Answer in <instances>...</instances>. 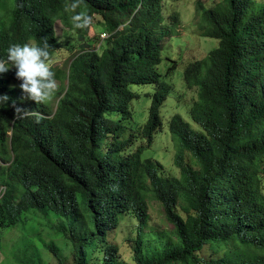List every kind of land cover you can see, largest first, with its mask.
Returning <instances> with one entry per match:
<instances>
[{"label": "trees", "instance_id": "obj_1", "mask_svg": "<svg viewBox=\"0 0 264 264\" xmlns=\"http://www.w3.org/2000/svg\"><path fill=\"white\" fill-rule=\"evenodd\" d=\"M70 3L0 0V55L13 43L47 41L53 60L63 49L58 22L82 43L67 71L53 69L61 90L49 98L54 108L28 99L14 69L0 75V96L9 97L0 104V232L35 211L65 218L55 231L73 243L75 264H92L101 245L96 264H264V1L198 8L200 32L218 47L184 73L187 89L197 90L189 112L196 128L180 115L168 125L178 178L143 159L164 129L161 110L173 89L159 72L162 43L178 17L166 25L163 0H81L75 12L90 22L77 29ZM96 16L112 35L101 54L88 41ZM134 86L155 88L137 137ZM141 140L147 147L134 151ZM151 198L171 231L147 232ZM124 215L138 222L133 263L105 245Z\"/></svg>", "mask_w": 264, "mask_h": 264}, {"label": "rangeland", "instance_id": "obj_2", "mask_svg": "<svg viewBox=\"0 0 264 264\" xmlns=\"http://www.w3.org/2000/svg\"><path fill=\"white\" fill-rule=\"evenodd\" d=\"M255 1L262 3L264 0ZM219 2L220 0H163V15L166 25H169L172 16H177L179 20L177 30L171 29L169 35L163 38L162 64L159 68L164 81L172 86L173 92L161 110L164 121L163 133L156 137L152 148L143 154V159H153L158 162L164 168L167 177L178 178L180 175L174 164L177 144H175L173 137L169 133V123L174 116L180 115L193 128H196L189 116V112L196 99L197 90L190 91L187 89L184 73L190 64L205 59L211 51L218 47L217 41L203 37L200 32L198 8L205 11L211 10ZM92 23L93 28L90 30L88 41H93L91 49L101 54L107 49L108 41L112 35L103 31L104 22L100 17H94ZM56 31L63 49L52 60V68L67 71L72 60L82 51L80 48L82 43L75 32L69 31L60 22L56 23ZM102 35H106V39ZM59 87L60 84L58 83L56 93L61 92ZM154 89V86L132 87V91L140 95V99L134 101L131 105L134 123L137 125L135 132H133L136 137L148 120ZM48 103L53 108L55 107V101L51 103L48 99ZM141 147H147V143L144 140L136 142L134 151ZM0 150L5 153V148L2 147L1 142ZM186 159L187 161L190 160L189 155H186ZM148 204L150 213L149 227L153 229H149L147 232L171 231L173 225L166 220L162 205L152 198ZM62 220L65 221V218L54 215L45 216L41 212L33 211L23 215L16 226L3 228L0 232V264H19V258L23 257V255L28 258L33 255L36 256L37 264H75L73 254L76 253V250L73 243L55 231V227L59 229ZM137 228L138 222L136 219L128 215L121 216L118 227L109 232L105 243L106 246H117L119 257L127 263H133ZM26 245L33 246L34 249L39 250L36 252L35 250L27 249ZM51 245L58 249L57 255L49 249ZM104 249L105 246L101 245L91 253L92 264L98 262V257H103ZM201 255L207 258L212 256L208 248H205Z\"/></svg>", "mask_w": 264, "mask_h": 264}, {"label": "clouds", "instance_id": "obj_3", "mask_svg": "<svg viewBox=\"0 0 264 264\" xmlns=\"http://www.w3.org/2000/svg\"><path fill=\"white\" fill-rule=\"evenodd\" d=\"M80 3L81 0H71L70 3V9L74 12L73 26L77 29L85 28L90 22L86 12H75ZM102 37L106 39L104 35ZM52 63L47 41L13 43L3 55H0V75L14 69L15 78L20 81L19 87L25 96L36 102H44L51 98L58 88ZM8 100L6 94L0 96V104H6ZM24 111L20 107H15L16 114Z\"/></svg>", "mask_w": 264, "mask_h": 264}, {"label": "built area", "instance_id": "obj_4", "mask_svg": "<svg viewBox=\"0 0 264 264\" xmlns=\"http://www.w3.org/2000/svg\"><path fill=\"white\" fill-rule=\"evenodd\" d=\"M106 35H104V37H105Z\"/></svg>", "mask_w": 264, "mask_h": 264}]
</instances>
